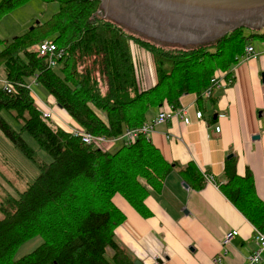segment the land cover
I'll return each mask as SVG.
<instances>
[{
  "label": "trees",
  "instance_id": "1",
  "mask_svg": "<svg viewBox=\"0 0 264 264\" xmlns=\"http://www.w3.org/2000/svg\"><path fill=\"white\" fill-rule=\"evenodd\" d=\"M27 1L0 0V16ZM45 1L59 2L60 10L0 51L1 75L13 87L11 94L0 88V130L39 172L16 197L8 196L0 210V264H135L116 240L115 231L125 217L113 199L120 194L143 212L150 188L159 191L177 164L165 161L145 135L104 153L61 128L53 129L26 88L27 80L36 78L86 132L115 138L142 127L153 109L166 104L177 109L184 95L196 94L202 102L216 74L232 76L252 39L263 40L264 35L251 31L247 36L241 27L212 43L171 49L135 37L104 18L102 0ZM42 41H52L64 51L58 68H50L47 57L30 52ZM132 43L154 58L157 83L150 89H139ZM2 112L20 123V131ZM24 133L52 158L51 163L35 159L38 154ZM236 167V158L227 161V182L220 188L256 230L264 232V204L256 195L252 173L240 177ZM178 171L193 189L204 187V175L195 164ZM40 218H45L41 224ZM39 236L43 241L37 249L14 259L23 244ZM108 249L113 251L111 258Z\"/></svg>",
  "mask_w": 264,
  "mask_h": 264
},
{
  "label": "crops",
  "instance_id": "2",
  "mask_svg": "<svg viewBox=\"0 0 264 264\" xmlns=\"http://www.w3.org/2000/svg\"><path fill=\"white\" fill-rule=\"evenodd\" d=\"M257 31L264 35V27ZM253 44L257 51L261 50L260 44ZM131 49L139 89H150L157 83L154 58L134 43ZM231 75L223 81H232V85L217 89L213 101L202 98L200 102L196 94L181 98L189 124L175 117L155 127L149 135L165 161L177 166L162 181L159 191L150 188L146 209L139 212L120 194L114 197L125 217L115 231L116 240L135 262L245 264L256 250V227L220 187L227 182V161L236 158L237 175L252 173L256 195L264 204V54L250 59L240 57ZM166 107L167 104L150 111L146 121ZM53 112L61 127L64 124L60 116L71 119L63 110L53 108ZM192 163L203 175L213 176L216 184L204 180L202 189H193L178 171ZM229 232L238 234L224 247L223 240Z\"/></svg>",
  "mask_w": 264,
  "mask_h": 264
},
{
  "label": "rangeland",
  "instance_id": "3",
  "mask_svg": "<svg viewBox=\"0 0 264 264\" xmlns=\"http://www.w3.org/2000/svg\"><path fill=\"white\" fill-rule=\"evenodd\" d=\"M104 1H105L104 8H105L107 0H104ZM112 2L114 3V1ZM111 7L114 8V6H111ZM132 7H134V5ZM139 9L141 8L139 7ZM59 10H60L59 2H47L45 0H29L25 2L24 4L18 6L16 9L6 12L5 14L1 15L0 16V51L3 50L5 43L9 41L11 42L14 38L26 34L32 27H34V24L36 23L44 24L45 22L50 20L51 17L55 15ZM102 11H103L102 16L104 18L105 16H107L106 19L108 20H111L113 22L115 21V23H118V24L122 23L120 25H122L127 30L131 31V34H133V36L135 37H138V38L144 37V38L154 40V41L161 40L160 38H163V40H166V38L160 36L159 34L160 32L154 33V32H158L159 30L151 32L149 34L148 31H150V29H149L148 22H145L144 20L142 21L136 17L134 19L137 22V25H134L131 22H129V20L131 19V15H132L131 13H126V15L125 13H121L120 16H117L113 12V10L109 11L108 12L109 14H107L103 9ZM127 17L130 19H128ZM146 20L149 21L148 18H146ZM255 25L258 26L257 29L261 28V24L256 23ZM157 27L160 28L159 25ZM250 31L258 32L257 30L247 29L246 31L247 36H249L248 32ZM252 41L255 43V45H258L261 40L260 38L257 37L255 38V40L252 39ZM212 42L214 41L212 40ZM212 42L210 41V43ZM159 43H163V42H159ZM169 44L170 43H167L165 45H169ZM34 46L30 49V52H34L33 51ZM169 46L171 47V49H177V47H173V45H169ZM191 46L194 47V46H197V44L194 45V44L189 43L186 47L190 48ZM1 74H4V73L1 71L0 76H2ZM221 75H224L226 77V74H218L216 76H221ZM27 83L28 85H32L33 92H35L38 98L48 108H50L51 110H53L54 108L56 111L58 110L61 111L58 105L54 102L53 97L41 84L35 83L33 78L28 79ZM0 88H2L1 85H0ZM33 97L36 98L35 95ZM51 102L52 103L54 102V103L51 105ZM2 116L8 121V123L11 125V127L15 131L17 132L20 131V128H21L20 123L11 114H8L7 112H2ZM60 119L63 121V124H64L63 127L59 125L58 121L56 120V116L54 115V112H53L52 118H50V122L48 123H50L53 129L61 128L62 130L69 132V133H71L70 130L74 126L78 125L76 123H75L76 125L73 123L75 121L72 118L65 119L60 116ZM93 136L106 138L108 140H114V139L120 138L122 135L119 137H115V138H107L102 135H93ZM23 138L30 145V147L34 151H36V153L38 154L37 158H35L36 160H40L48 164L52 162V158L48 154H46L45 152L39 149L36 141L30 135L24 133ZM117 145H121V144L119 143V144H116V146ZM106 152H109V151H106ZM38 174L39 172H38L37 166L30 159H28L19 149H17L5 137V135L0 130V210L3 207L4 202L6 201L8 196L16 197L18 195L17 191L27 188V185L33 182L38 176ZM1 218H3V215L0 213V219ZM44 220L45 218H40L38 223L41 224L44 222ZM42 241H43V238L39 236V237L33 238L30 241L26 242L16 251L14 259L18 260L24 257L25 255L32 253L35 249H37L42 244ZM112 253L113 251L111 249H108L106 255L109 258H111Z\"/></svg>",
  "mask_w": 264,
  "mask_h": 264
},
{
  "label": "water",
  "instance_id": "4",
  "mask_svg": "<svg viewBox=\"0 0 264 264\" xmlns=\"http://www.w3.org/2000/svg\"><path fill=\"white\" fill-rule=\"evenodd\" d=\"M104 4L105 1L102 0V9L107 14L111 10L117 16L121 13H131V19L127 17L129 22L137 25L134 18L144 20L148 22L149 34L159 30L154 33L160 32V36L166 38L156 41L182 47L189 43L208 44L241 27L259 30L256 23L261 24V28L264 27V0H107L105 8ZM212 30L214 32L211 36L193 37L197 36V33ZM183 186L188 188L187 184ZM157 263L161 264L162 260H157ZM135 264L141 262L136 261Z\"/></svg>",
  "mask_w": 264,
  "mask_h": 264
},
{
  "label": "built area",
  "instance_id": "5",
  "mask_svg": "<svg viewBox=\"0 0 264 264\" xmlns=\"http://www.w3.org/2000/svg\"><path fill=\"white\" fill-rule=\"evenodd\" d=\"M261 50L257 51L256 47L253 44V41L246 47L245 53L243 55V58L250 59L252 57H256L260 54H264V39L260 41ZM39 57H47L48 58V64L50 68H58L60 65V61H62L65 58V53L63 50H60L56 44H54L52 41H42L37 43L34 46L33 50ZM225 76H216L211 81V86L207 88L203 94L202 98L209 99L212 96V92L214 89H219L222 85H232V81H228L227 83H224ZM34 82H36V78H34ZM0 85L2 88L8 93L11 94L13 91V87L10 85V83L0 76ZM27 89H29L33 96L35 95L36 98H34L36 105L38 106V109L42 113V117L45 121L50 122V118H52L53 110L48 108L47 106L44 107L43 102L38 98V96L33 92L32 85H27ZM175 117H179L184 124H189L190 119L188 117L187 109H185L183 106H180L176 109L172 106H167L165 109H162L159 111V113L156 115L155 118L150 119L144 123V125L138 129H130L127 130L120 138L114 139V140H108L106 138H101L97 136H93L92 134L86 132L83 128L76 125L74 126L70 132L73 134V136L80 138L83 143L93 146L96 149H99L100 151L106 152L111 151V149L116 146V144L121 145H132L137 141V139L141 135H145L149 139V135L154 131L155 127L163 125L165 123H168ZM197 118L201 119L202 114L198 113ZM204 178L207 182L216 184L215 179L213 176H209L208 174H204ZM237 232H229L224 240H223V246L227 247L232 239L237 236ZM255 242L257 245L256 250L248 257L245 264H264V232L256 230L255 232Z\"/></svg>",
  "mask_w": 264,
  "mask_h": 264
},
{
  "label": "flooded vegetation",
  "instance_id": "6",
  "mask_svg": "<svg viewBox=\"0 0 264 264\" xmlns=\"http://www.w3.org/2000/svg\"><path fill=\"white\" fill-rule=\"evenodd\" d=\"M214 31L212 30V31H210V32H204V33H197L198 35L197 36H193V37H195V38H197V37H201V38H203V37H205V36H211V34L213 33ZM198 46V45H197Z\"/></svg>",
  "mask_w": 264,
  "mask_h": 264
},
{
  "label": "bare ground",
  "instance_id": "7",
  "mask_svg": "<svg viewBox=\"0 0 264 264\" xmlns=\"http://www.w3.org/2000/svg\"><path fill=\"white\" fill-rule=\"evenodd\" d=\"M233 240V239H232Z\"/></svg>",
  "mask_w": 264,
  "mask_h": 264
}]
</instances>
